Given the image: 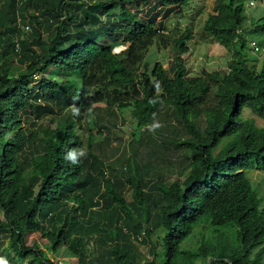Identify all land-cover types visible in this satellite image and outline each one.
Returning <instances> with one entry per match:
<instances>
[{
  "label": "trees",
  "instance_id": "trees-1",
  "mask_svg": "<svg viewBox=\"0 0 264 264\" xmlns=\"http://www.w3.org/2000/svg\"><path fill=\"white\" fill-rule=\"evenodd\" d=\"M38 1L45 9L40 15H46L49 40H42L36 32L25 35L22 30L30 18L37 19L27 14L33 0H10L6 13L10 17L0 22V232L9 233L13 254L19 260L30 257L26 264H58L47 252L54 254L66 246L96 204L89 197L96 182L88 170L93 163H100L87 160L84 144L74 133V122L81 125L85 110L100 103L120 109L133 104L140 128L157 114L161 101L174 110L190 134L181 144L190 152L187 176L182 182L160 185L165 204L154 218L145 217L153 228L165 231L163 264H193L199 257H211L208 264H260L264 206L246 172L264 170V127L258 128L243 111L264 120V59L255 70L243 54L246 41L240 29L245 0H214V11L203 24V30L231 53L225 70H213L216 65L211 63V71L191 73L187 46L191 31L186 29L183 37L173 40L177 55L173 77L156 62L150 74L141 75L140 80L134 69L155 39H163L153 8L138 18L122 0L112 1L110 6L95 0H55L57 4L50 7ZM155 1L166 13L188 2ZM116 7L118 14H110ZM253 25L264 34V18ZM123 44H128L127 48L115 53ZM13 56L24 66L16 76L9 73ZM50 68L59 71L64 80L46 79L44 74ZM34 77L40 80L31 85ZM211 87L214 103L207 105ZM29 93L34 94L30 97ZM38 100L72 106L73 113L56 129L45 132L43 151L32 165L37 175L33 190L24 185L21 154L27 137L19 120L29 108L39 115L50 112L49 106L41 108ZM202 115L205 128L200 131L196 120ZM131 196L132 203H145L140 182ZM113 200L126 216L123 223L127 226L132 203L116 195ZM63 206L67 210H62ZM62 213V222L56 225L54 218ZM203 219L213 227L233 224L236 242H204L195 255L182 252V243ZM113 256L117 262L127 258L117 248Z\"/></svg>",
  "mask_w": 264,
  "mask_h": 264
},
{
  "label": "rangeland",
  "instance_id": "rangeland-1",
  "mask_svg": "<svg viewBox=\"0 0 264 264\" xmlns=\"http://www.w3.org/2000/svg\"><path fill=\"white\" fill-rule=\"evenodd\" d=\"M10 0H0V22L10 16L7 13ZM50 5H56L55 0H43ZM90 0H87L89 2ZM107 2L118 0H95ZM124 6L136 14L138 18L144 17L147 10L153 8L157 13L156 23L163 39L156 38L153 44L145 51L142 62L134 69L137 80L141 75H149L153 65L160 62L169 78L173 77L176 49L173 40L183 37L186 29L191 31V38L187 46L191 51L189 65L191 73L200 75L211 71L209 64H215L213 70H225L231 59V53L222 47L210 34L203 30V24L208 15L213 13L214 0H188L180 7L166 13V8L155 0L141 2L140 0H122ZM33 0V6L28 10L29 15H35L36 20L30 18L23 26L25 35L38 33L42 40L50 38V31L46 29V15H40L44 6L40 1ZM240 2V0H238ZM53 3V4H52ZM35 4V5H34ZM40 4V5H39ZM243 1L244 21L240 34L245 38L246 46L243 54L248 63L259 70L264 59V52H253L250 42L257 43L259 48L264 44V34L257 31L253 22L264 18V0L252 2ZM119 8L111 10L110 14L117 15ZM105 15L101 21L104 24ZM47 20V19H46ZM15 42V38L13 39ZM121 46V45H120ZM123 44L115 53L127 48ZM9 73L16 76L22 69L16 57L9 62ZM49 80L62 82L64 78L54 68L44 74ZM75 81L77 78L73 77ZM39 77L31 80V85L39 82ZM213 87L206 104L214 103ZM35 93V92H34ZM34 93H29L31 97ZM41 108L48 105L50 112L39 115L35 108H29L19 122L21 130L27 137L25 150L21 154L22 168L24 170V185L34 187L37 175L32 171L34 160L42 153V140L45 132L56 129L72 116V106H56L38 100ZM135 106L120 109L117 106H108L105 103L96 104L87 108L80 126L74 122V133L83 142L88 161L94 159L100 163H93L88 170L93 175L96 185L89 192L96 204L87 212L83 219L82 228L71 237L66 246L59 247L56 253L47 255L58 264H163L165 262L163 228H153L145 221L147 214L154 218L165 199L159 192L160 185L169 186L173 182H182L188 174L190 152L181 144L190 138L184 122L174 110L166 104L159 102L157 114L143 127L137 126L134 116ZM243 115L254 120L258 128L264 127V120L244 110ZM200 131L205 128V116L196 120ZM253 190L261 199L264 206V170L254 169L246 172ZM140 182L145 203L138 206L132 203V189ZM33 190H36L34 187ZM122 196L126 202L132 203L128 211L129 219L126 226L124 216L113 196ZM62 210H67L66 206ZM62 214L55 216L56 225L62 222ZM0 217L2 212L0 211ZM237 229L233 224L224 227H213L208 220L203 219L194 226L192 235L181 245V251L188 255L198 253V248L204 242L216 244L221 242L235 243ZM118 249L125 258L117 262L113 250ZM256 252V251H254ZM31 258L19 260L11 248L9 233L0 232V264H26ZM206 264L213 261L211 257L203 260L201 257L193 264ZM260 264H264V255Z\"/></svg>",
  "mask_w": 264,
  "mask_h": 264
},
{
  "label": "built area",
  "instance_id": "built-area-1",
  "mask_svg": "<svg viewBox=\"0 0 264 264\" xmlns=\"http://www.w3.org/2000/svg\"><path fill=\"white\" fill-rule=\"evenodd\" d=\"M249 5H253L251 2ZM250 46H251V49L252 51L255 53V52H259V51H263L264 52V49L263 48H259V46L257 45V43H255L254 41H251L250 42Z\"/></svg>",
  "mask_w": 264,
  "mask_h": 264
},
{
  "label": "bare ground",
  "instance_id": "bare-ground-1",
  "mask_svg": "<svg viewBox=\"0 0 264 264\" xmlns=\"http://www.w3.org/2000/svg\"><path fill=\"white\" fill-rule=\"evenodd\" d=\"M122 46H123V45H121V46H120V45H119V46H117V47H116V50H118V48H120V47H122Z\"/></svg>",
  "mask_w": 264,
  "mask_h": 264
}]
</instances>
